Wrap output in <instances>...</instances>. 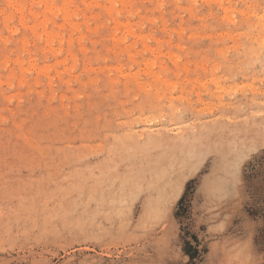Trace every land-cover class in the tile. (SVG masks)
Instances as JSON below:
<instances>
[{"label":"rangeland","instance_id":"374dc122","mask_svg":"<svg viewBox=\"0 0 264 264\" xmlns=\"http://www.w3.org/2000/svg\"><path fill=\"white\" fill-rule=\"evenodd\" d=\"M48 1L56 11L44 24L43 0H0V247L6 240L21 245L13 248L15 257L0 261L27 259L22 248L28 245L32 254L29 242L37 241L64 248L54 264H68L73 237L109 230L125 216L148 224L133 250L151 248L175 264L264 259L259 225L248 233L236 215L249 196L245 184L259 186L264 154L257 151L242 168L240 184L230 162L264 131V0H117L112 15L103 8L107 0ZM97 4L102 11L94 10ZM91 20L101 21L92 31L111 21L112 42L104 52L92 54L81 43L87 33L72 34L77 23ZM18 29L33 38L18 37ZM128 37L132 42L125 44ZM153 38L156 43L149 42ZM137 42L139 48L129 51ZM117 49L132 60L139 53L136 62L143 61L146 74L158 66L164 76L157 72L154 82L163 87L137 101L141 92L122 81L129 75L125 63H106ZM84 57L80 72L97 73L84 83H97L100 96L81 103L79 97L91 94L73 89L70 95L58 85L79 78L72 70ZM112 72L120 75H107ZM169 72L177 78L182 72L183 81L169 79ZM121 82L124 87H117ZM177 83L178 94L171 87ZM149 87L143 85L145 92ZM152 141L148 152L139 150ZM205 154L213 157L208 170L167 208L164 223H152L167 205L174 174ZM223 162L229 164L224 169ZM254 210L262 214L259 203ZM76 243L71 258L87 264L90 245ZM144 259L152 264L155 258L145 252Z\"/></svg>","mask_w":264,"mask_h":264},{"label":"snow or ice","instance_id":"6c2138e0","mask_svg":"<svg viewBox=\"0 0 264 264\" xmlns=\"http://www.w3.org/2000/svg\"><path fill=\"white\" fill-rule=\"evenodd\" d=\"M41 7L43 6L41 5ZM72 7H75V5H72ZM136 7H140V5H136ZM159 7L160 9H163L166 7V5H160ZM93 8L94 10L102 11V8L99 4L94 5ZM78 19L84 18L79 17ZM99 23H101V21L91 20L85 24H82L79 29L72 27L73 36H83L85 33H87V36L83 41H81V43L86 44L89 48L93 49L92 54H95L96 48H99L101 52H104L105 45L111 44L112 42L111 34L109 31L111 21H108V27H103L97 31H92V29H94ZM155 26L158 27L159 22H156ZM145 30H147L146 27ZM67 34L68 29H65V35ZM161 34L162 33L160 32L156 33V35ZM17 36H25L28 39L33 38L31 33H28L21 29L17 30ZM132 39V37H128L126 38L124 43H131ZM92 41H95V43H92ZM40 42H42V39ZM149 42L156 43L154 38ZM61 43L63 44L64 42ZM123 46V44L120 45L121 48ZM139 46V42H137L136 48L129 49V51H136ZM162 49L168 50V46L163 45ZM108 55L109 59L106 61V63H125L126 67L122 71L128 73L129 75L123 76L122 81H128L129 87L137 89L141 92V95L137 97V101L147 98V94L153 92L155 87H163V84L157 85V83L154 82V77L157 72H160L162 79L164 73L161 72L160 68L155 65L153 66L151 72L147 74L144 73L142 71L144 67L143 61L140 60L139 63L136 62V60H139L140 58L139 53H137L136 60L130 59L127 51L121 55L119 49H117V55L113 56L110 51ZM147 55H152V53H146L145 56ZM59 58H62V55ZM69 63H72V61L69 60ZM86 63L87 58L84 57L83 62L79 63L78 67L72 70L73 75L79 73L78 79H72L68 83L58 85V87L61 89H68L70 95H74V92L72 91L73 89L79 90L80 92L84 93H90V96L79 97L81 103H84L85 100L99 98L100 96V91L98 90L99 85L97 83L91 81L89 83H84V81H89L91 76L97 75V73L95 72H80V69L84 67V64ZM100 63H105V61H100ZM176 71L179 72L180 70L176 69ZM107 75H120V72H112L108 73ZM168 78L183 81V73L180 72V75L177 78L173 76L171 72H169ZM64 79L68 80L67 73L64 74ZM145 83L150 85L146 92L143 89V85ZM111 87L112 85L109 83L107 87L104 88V90L107 91ZM117 87L123 88V82L118 84ZM171 87L173 92L178 94L180 83L171 85ZM69 103H71V101H69ZM257 151H259V153L261 154H264V131H262L257 144L245 147L242 152L237 151L231 155L230 162L232 173L237 184H240L242 180V168L245 165L251 164L252 160L255 158V154ZM205 155H207L206 162ZM205 155L193 157L182 172L174 174L171 196L168 198L167 205L165 209L161 211L160 214L156 217V220L152 221V223H164L163 217L165 212L167 211V208L171 207L174 201L179 202L177 201V197H179L180 200H183L184 196L187 195V188L190 185L197 183L203 172H206L208 170V166L212 164L213 157L211 154ZM259 180V186L251 183L250 180L245 184L249 196L243 207H237L236 215L238 218V222L246 226L248 233L256 231L257 225H259L261 238L262 240H264V173H261ZM136 191L140 190L136 189ZM144 195L147 196L148 193L145 192ZM256 203H259L262 209V214L259 217H257L254 210ZM147 227L148 224L144 222L143 218L141 219V221L137 222L133 217L125 216L123 222H120L118 224H110L109 230H102L101 233H78L75 237L72 238L73 242L71 246L68 247V264H79L78 260H73L71 258L72 249L78 248V245L76 243L77 240L79 241L80 246H83L85 244L90 245V247H88L87 249V264H93L92 257H95V264H149V262L144 259L145 252L151 253V255L155 258L152 264H175V262L167 260V254H165V257L163 259L157 257L156 253L151 248H147L145 250H133L138 249L137 237L141 236L142 230H146ZM140 242L142 243L143 241L141 240ZM11 243L12 242L10 240H6L4 242V246L0 247V257H7L9 254L15 257L13 248H20L21 245L17 244L14 246H10ZM29 244L33 249L32 254H29L28 245H25L22 248V251L24 255L27 256V259L14 258L13 264H54L56 258L63 257L65 253L64 248H59L58 246L53 248L51 245L44 244L43 242L30 241ZM113 248L115 249V251H110ZM166 249L167 245L164 246V249H162V251H166ZM262 250H264V247H262ZM117 253H119V256L117 255ZM0 264H3V261H0ZM59 264H65V260L61 259ZM256 264H264V259L259 260L258 262H256Z\"/></svg>","mask_w":264,"mask_h":264},{"label":"bare ground","instance_id":"6f19581e","mask_svg":"<svg viewBox=\"0 0 264 264\" xmlns=\"http://www.w3.org/2000/svg\"><path fill=\"white\" fill-rule=\"evenodd\" d=\"M44 2H46L47 3V10L45 11V14H44V18H43V22H44V24H47L48 22H49V14H52L53 12H55L56 10H55V5L53 4V3H50L48 0H43ZM108 2H109V5L108 6H105V7H103V8H105L106 10H107V12L110 14V15H112L113 13H114V11H115V3H116V1L117 0H107ZM128 2V0H124V3H127ZM21 9H23L22 7H21ZM62 10L64 11V13H67V11H66V9L65 8H62ZM105 10V11H106ZM36 19H38V17L36 16ZM22 21H24V17L22 16ZM23 23H25V22H23ZM256 25V24H255ZM80 26H79V23H77V28H79ZM129 31H130V29H129ZM264 32V31H263ZM256 33V32H255ZM261 42H263L264 43V36L262 37V39H261ZM252 43V45H254L253 44V42H251ZM262 43V45H264ZM258 44V43H257ZM249 49H251L250 47H249ZM255 51V50H254ZM264 53V52H263ZM260 55V54H259ZM260 58V57H259ZM261 60V59H260ZM264 60V59H263ZM262 61V60H261ZM260 61V62H261ZM170 132V131H169ZM173 134V133H172ZM169 135V134H168ZM164 136V135H163ZM166 137V136H165ZM141 141V140H140ZM197 141V140H196ZM186 142V141H185ZM195 142V141H194ZM152 145H154V141H152V142H149L148 143V145L147 146H144V147H141L139 150L141 151V150H144L145 152H148V150H149V147L150 146H152ZM194 146V145H193ZM176 148V147H175ZM138 149V148H137ZM137 149H135V150H137ZM170 149V148H169ZM191 149H192V147H191ZM122 150H123V148H122ZM181 150V149H180ZM120 151V150H119ZM155 151V150H154ZM185 151H186V149H185ZM238 151V150H237ZM198 152V151H197ZM241 152H242V150H241ZM122 153V152H121ZM172 153V152H171ZM181 153H183V152H181ZM185 153V152H184ZM141 153H139V155H140ZM173 154V153H172ZM171 154V155H172ZM171 155H169V157L171 156ZM181 155V154H180ZM187 155V154H186ZM179 156V155H178ZM190 156V155H189ZM147 157V156H146ZM183 157V156H182ZM187 157V156H186ZM130 158V157H129ZM143 158V157H142ZM173 158V157H172ZM171 159V158H170ZM174 159V158H173ZM182 159H184V158H182ZM187 159V158H186ZM159 160V159H158ZM157 160V161H158ZM139 161V160H138ZM180 161V160H179ZM178 161V162H179ZM220 161V160H219ZM174 162H176L175 160L173 161V163ZM181 162H183V161H181ZM157 163V162H156ZM168 163V162H167ZM220 163V162H219ZM157 164H160V163H157ZM156 164V165H157ZM226 164V165H225ZM227 164H228V162L226 163V162H223V163H221L220 164V166L219 167H221L222 169H224L223 167H226L227 166ZM175 165H176V163H175ZM229 165V164H228ZM139 166V165H138ZM173 166V165H172ZM153 167H154V169L156 168L154 165H153ZM152 167V168H153ZM175 170V168H172L171 170ZM177 169V168H176ZM179 169V168H178ZM146 170V169H145ZM151 170V169H150ZM169 170V169H168ZM167 171V170H166ZM217 171V170H216ZM222 171V170H221ZM140 172V171H139ZM164 172V171H163ZM223 172V171H222ZM169 173V172H168ZM173 173H174V171H173ZM178 173H179V171H178ZM164 174V173H163ZM162 174V175H163ZM157 175V174H156ZM164 176H165V174H164ZM130 177H132V176H130ZM157 177V176H156ZM158 177H160V176H158ZM218 177V176H217ZM133 178V177H132ZM165 178V177H164ZM171 178V177H170ZM168 179V178H167ZM216 179V178H215ZM131 180V179H130ZM164 179H162V181H163ZM135 181V180H134ZM133 181V182H134ZM158 183V182H157ZM172 183H173V180H172ZM216 183V182H215ZM156 184V183H155ZM162 184H164V183H162ZM168 184H169V182H168ZM219 184V183H218ZM222 184V183H221ZM220 184V185H221ZM225 184V183H224ZM134 186V185H133ZM166 186V185H165ZM164 186V187H165ZM129 187V186H128ZM167 187H168V185H167ZM161 188V187H160ZM160 188H159V191H160ZM154 189V188H153ZM213 189V188H212ZM165 190H167V189H165ZM171 190V189H170ZM161 191H163V190H161ZM94 192V191H93ZM171 192V191H170ZM165 193H166V191H165ZM95 194V193H94ZM93 194V195H94ZM126 194V193H125ZM163 194H164V191H163ZM162 195V194H161ZM164 196V195H163ZM165 196H166V194H165ZM167 196H169V194L167 195ZM162 197V196H161ZM163 198V197H162ZM168 200V199H167Z\"/></svg>","mask_w":264,"mask_h":264}]
</instances>
